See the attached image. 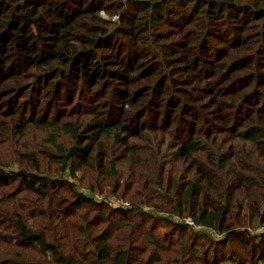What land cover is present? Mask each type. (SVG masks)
Here are the masks:
<instances>
[{
	"label": "trees",
	"instance_id": "trees-1",
	"mask_svg": "<svg viewBox=\"0 0 264 264\" xmlns=\"http://www.w3.org/2000/svg\"><path fill=\"white\" fill-rule=\"evenodd\" d=\"M0 264H264V0H0Z\"/></svg>",
	"mask_w": 264,
	"mask_h": 264
},
{
	"label": "built area",
	"instance_id": "built-area-1",
	"mask_svg": "<svg viewBox=\"0 0 264 264\" xmlns=\"http://www.w3.org/2000/svg\"><path fill=\"white\" fill-rule=\"evenodd\" d=\"M185 222H186L187 224H189V225H193V226H195L194 221H193L190 217H186V218H185ZM197 227H199V226H197Z\"/></svg>",
	"mask_w": 264,
	"mask_h": 264
},
{
	"label": "rangeland",
	"instance_id": "rangeland-1",
	"mask_svg": "<svg viewBox=\"0 0 264 264\" xmlns=\"http://www.w3.org/2000/svg\"><path fill=\"white\" fill-rule=\"evenodd\" d=\"M101 14L104 15L103 12H101ZM86 192H88V191H86ZM99 197H100V196L97 194V195H96V198H99ZM116 201H117V200H116ZM114 202H115V201H114ZM123 204H125V203H123Z\"/></svg>",
	"mask_w": 264,
	"mask_h": 264
}]
</instances>
